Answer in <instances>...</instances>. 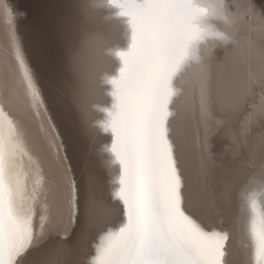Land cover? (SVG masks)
Instances as JSON below:
<instances>
[{"label":"snow or ice","instance_id":"obj_1","mask_svg":"<svg viewBox=\"0 0 264 264\" xmlns=\"http://www.w3.org/2000/svg\"><path fill=\"white\" fill-rule=\"evenodd\" d=\"M107 4L130 29L127 46L116 52L118 71L108 80L104 131L119 166L108 198L94 174L83 185L75 175L73 129L62 136L47 115L12 10L3 5L13 55L0 74V264H54L40 245L49 235L67 237L78 220L81 239L98 234L92 264H229L230 233L208 222L210 211L234 196L246 199L253 213L251 247L255 264H264V211L257 212L251 191L256 184L264 189V18L259 42L242 44L234 33L251 4H237L236 11L224 0ZM217 21H224V31L212 27ZM209 37L224 45L222 58L201 55ZM64 43L74 66L70 32ZM257 85L259 100L251 103ZM72 103L79 108L78 98ZM6 105H23L41 118L44 149L28 145ZM224 126L237 149L227 161L212 151V137Z\"/></svg>","mask_w":264,"mask_h":264},{"label":"bare ground","instance_id":"obj_2","mask_svg":"<svg viewBox=\"0 0 264 264\" xmlns=\"http://www.w3.org/2000/svg\"><path fill=\"white\" fill-rule=\"evenodd\" d=\"M226 1V0H224ZM264 0H227L236 11L235 5L253 6L237 25L235 35L243 44L248 38L259 42L262 18H264ZM51 14L46 26L40 28L30 21L27 0H0V74L4 60L13 55L11 33L8 17L3 5L12 10L16 35L21 50L31 69L33 78L44 101L47 115L52 117L56 130L62 136L71 126L78 149L75 175L83 185L89 174H94L99 181L101 194L108 198L113 188V181L119 175V166L112 162L107 151L111 134L104 131L106 109L111 104V85L108 80L118 70L120 63L116 52L129 41V27L124 18L116 15L115 9L107 0H51ZM207 2V0H203ZM240 12H245L244 8ZM216 31H224V21L215 22ZM230 31L232 29H229ZM71 33L77 59L74 66L69 65L65 36ZM224 45L211 37L201 46V55H211L214 59L222 58ZM261 88H254L251 103L259 100ZM78 98L79 108L73 103ZM10 118L26 132L28 145L44 149L46 147L43 133L40 130V117L25 109L23 105L9 109L5 106ZM222 127L212 137V151L217 160H229L236 152V145ZM235 128V125L232 126ZM259 131V129H257ZM191 150L195 153L196 141L194 131L189 136ZM259 196L261 209L264 211V189L256 184L251 189ZM217 195L220 192L217 191ZM113 207L118 202L112 201ZM41 206H37L35 226L39 230ZM122 219L119 212L116 222ZM251 209L246 199L234 196L230 203L219 204L210 211L208 228L215 227L229 231L228 242L229 264H255L251 247ZM81 222L68 229L69 238L60 235H49L40 245L41 251L51 254L49 259L54 264H92L95 254L94 243L98 234L91 232L81 239ZM207 230V229H206Z\"/></svg>","mask_w":264,"mask_h":264},{"label":"rangeland","instance_id":"obj_3","mask_svg":"<svg viewBox=\"0 0 264 264\" xmlns=\"http://www.w3.org/2000/svg\"><path fill=\"white\" fill-rule=\"evenodd\" d=\"M27 3L30 12V21L40 32V28L46 26V23L50 18L52 2L51 0H27ZM69 237L70 236H67L66 239Z\"/></svg>","mask_w":264,"mask_h":264},{"label":"water","instance_id":"obj_4","mask_svg":"<svg viewBox=\"0 0 264 264\" xmlns=\"http://www.w3.org/2000/svg\"><path fill=\"white\" fill-rule=\"evenodd\" d=\"M225 3L227 2V0L226 1H224ZM129 38H130V29H129ZM127 46V44H125L124 45V47H126ZM120 64V63H119ZM118 68H119V65H118ZM117 71L118 70H116V72H115V74L117 73ZM110 143H111V141H110ZM109 146H110V144H109ZM258 198H259V196H256V200H257V209H258V211H259V209H261V206H260V201L258 200ZM257 211V212H258ZM251 217L253 218V213H252V211H251Z\"/></svg>","mask_w":264,"mask_h":264}]
</instances>
